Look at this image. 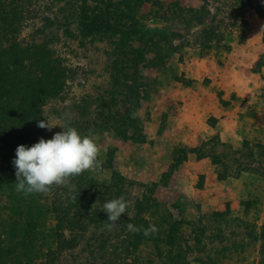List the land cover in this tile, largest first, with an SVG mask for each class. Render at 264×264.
Listing matches in <instances>:
<instances>
[{
    "label": "rangeland",
    "instance_id": "1",
    "mask_svg": "<svg viewBox=\"0 0 264 264\" xmlns=\"http://www.w3.org/2000/svg\"><path fill=\"white\" fill-rule=\"evenodd\" d=\"M123 1L15 0L21 19L11 14L12 40L2 45H45L61 87L37 101L40 119L29 117L26 127L17 120L16 134L0 141V222L6 220L5 231L14 239L21 233L32 236L34 264H49V250L58 246L53 237L58 214L84 226L64 230L66 240L76 239L78 245L55 264H106L113 258L120 263L117 257L127 264L137 259L138 264H264V69L259 71L264 0H146L136 14V29L131 20L119 23L125 15L113 13L121 3L125 11ZM169 8L200 14L186 28L176 19H154ZM95 17L104 22L87 28ZM209 29L219 43L206 52L201 42ZM172 34L174 44L182 41L177 53L166 42ZM161 37L157 51L148 47ZM145 50L150 52L143 61ZM158 51L166 61L155 67ZM120 53L141 68L134 96L123 107L114 102H122L128 87L118 90L112 80ZM146 61L153 67L144 69ZM64 112L71 114V126L97 142L102 165L50 195L25 197L15 190V150L24 139L28 144L29 138L47 140L62 131L37 123ZM133 112L136 118L129 121ZM207 168L212 172L206 174L217 177L214 182L203 174ZM120 196L130 206L106 230L103 204ZM97 212L104 220L96 218ZM31 214L30 225H20ZM129 223L154 224L158 231L148 236L129 232ZM6 238L0 227V261L9 245ZM129 238L141 244L132 243L131 252L122 254Z\"/></svg>",
    "mask_w": 264,
    "mask_h": 264
},
{
    "label": "trees",
    "instance_id": "2",
    "mask_svg": "<svg viewBox=\"0 0 264 264\" xmlns=\"http://www.w3.org/2000/svg\"><path fill=\"white\" fill-rule=\"evenodd\" d=\"M147 2L146 0H125L123 1V6L125 8L124 12H121L120 6L121 4H117L116 7H114V14L116 15H125L124 18H119V23H122L123 20H131L132 24L131 26L136 29L139 26L137 15L139 11L141 10V7L143 6V3ZM15 0H0V141L1 139L6 141V138L10 136H14L16 134V125L17 120L21 121L23 124V127H26V122L28 121L29 117L34 118L36 120L37 118H41V111H38L37 108L40 107L37 101H40L45 99L46 95L49 94V96L56 91L58 92L60 90L59 85V76L60 72L59 69L51 68L52 64V54L46 49V46H31L29 49H23L19 47V43L17 41H14L8 48L4 47L3 40L6 39L7 42L12 40L11 38H8L10 35L9 30L10 27H13V25H10L8 23L11 16H16L18 18V21L21 19V12L18 13V11L14 10L13 4H15ZM112 7V5H111ZM119 8V9H118ZM14 10V11H13ZM203 10V9H202ZM18 13V14H17ZM156 13H159L158 11ZM12 14V15H11ZM162 17L160 15L155 14V18L159 21H165V22H173L175 19L178 20L181 24H183L184 28L189 26V24L192 22V20L198 19L199 17V11L194 10H187V11H178L177 9H171L163 11ZM122 17V16H121ZM104 21L100 20L99 17H95L94 19L90 20V24L85 25L87 28H97L101 26L100 23H103ZM99 25V26H98ZM113 25V24H112ZM126 28V27H124ZM100 29V28H99ZM98 29V30H99ZM134 34V35H133ZM137 33H131V36H136ZM215 34L216 31L209 29L206 31L205 36L203 38L202 49L204 51L209 52L215 48H218V43L215 42ZM174 35H171V39L166 41L169 45H171V48H174L173 53H177L179 50V46H181L182 41L179 42V45H176L173 43ZM133 38V37H132ZM163 38L161 37L158 40L153 39L148 47L153 46V49H156L163 45ZM215 38V39H214ZM175 42V41H174ZM170 48V49H171ZM16 51H19V53H16ZM157 51V49H156ZM11 52H14L15 54L12 55ZM149 50H145L143 54L140 56L142 60L144 61L145 55L149 53ZM159 54L158 56V63L153 64L156 66H159L163 64V61H166L165 56L162 55L161 51L157 52ZM17 54V55H16ZM119 60L114 62V68H115V75H112L113 85L120 90L119 88H127V94L124 93V97L122 102H114L119 103L121 107L125 106L128 102L127 99H131L133 97L134 92L132 91L133 87L136 84H139V72L141 70L140 67H138V62L136 59L129 60L127 56L120 53ZM152 62V61H151ZM151 62H144L143 68L147 69L150 66H152ZM129 67V68H127ZM21 68V72L18 70ZM134 68H138V70H134ZM54 71L58 70V74H54ZM264 69V54L261 56V61L259 62V71ZM128 70H131L130 76H131V82L129 83L128 80ZM31 79V80H30ZM130 79V78H129ZM114 81L116 82L114 84ZM125 84V82H127ZM32 85L29 90L28 83ZM125 86V87H123ZM118 93V92H116ZM59 93L56 94L58 96ZM146 94H148L146 92ZM55 95V94H54ZM221 98V93L219 94ZM23 98V100L20 99ZM138 100V99H137ZM23 101V102H22ZM104 106H107L106 103H103ZM225 104V103H224ZM226 105V104H225ZM118 106V105H115ZM107 107L111 109V104H109ZM36 108V109H35ZM41 110V109H40ZM82 110H87L85 107H82ZM25 118L24 120H22ZM129 121L132 120V117H128ZM30 129L32 127L30 126ZM30 131V130H28ZM36 131V129L34 130ZM40 137H32L27 139L29 142L26 143V139L21 142L22 144L19 145H26V146H32L33 144L37 143L39 141ZM17 145V144H16ZM17 146V147H18ZM2 148V147H0ZM2 151V150H0ZM5 156V155H4ZM5 161V158L2 160L1 164H3ZM34 208V204L28 205L26 211L29 212V214L32 212ZM100 215V212H97L95 214L96 218ZM104 213L100 215V218L98 220H104L105 217ZM107 218V217H106ZM34 219V216L31 214L30 218H24L22 224H25L26 226H29L32 220ZM75 217H65L60 216L58 214L56 218L57 225L55 229L53 230V237L54 240L58 243V246L56 249H50L48 253L49 258V264H55L56 261L63 256V254L67 251H73L77 247V241L76 239L67 241L64 236V230H73V228L84 226L79 222L75 223ZM90 225H97L98 221L94 220L93 218L88 219ZM4 224L0 222V227L3 230V233L8 234V238L5 239L6 244H9L6 249L5 258L3 261H0V264H34L31 255H33L32 248L34 247V241L31 240V235H23L22 233L19 234V238L15 237L13 238V235L11 233H8L5 231L9 227V224L5 225L6 220L3 221ZM74 226V227H73ZM19 231H23L22 226L19 228ZM2 235V234H1ZM140 235H143V233H140ZM139 235V236H140ZM112 239V236H111ZM132 243L134 246L140 245L141 242L139 239H136L132 241V239L129 238V246L123 248L124 253H130L131 252V245ZM11 248V249H10ZM19 252V253H16ZM16 253V254H15ZM114 260L106 264H127L124 263L126 260L122 259L121 257H117L121 262L116 263V258H113ZM138 261V259H137ZM135 261L134 264L140 263L139 261ZM43 264V263H40ZM47 264V263H44ZM133 264V263H131Z\"/></svg>",
    "mask_w": 264,
    "mask_h": 264
},
{
    "label": "clouds",
    "instance_id": "3",
    "mask_svg": "<svg viewBox=\"0 0 264 264\" xmlns=\"http://www.w3.org/2000/svg\"><path fill=\"white\" fill-rule=\"evenodd\" d=\"M136 118V113H132ZM37 126L51 131L59 127L51 139L43 137L32 146L19 145L12 161L15 167V190L25 197L34 194L50 195L53 188L68 187L71 180L87 171L101 167L100 148L90 135H82L71 126V114L64 112L60 116H44ZM77 200V193L72 196ZM130 201L124 196L111 199L103 204L107 220L103 228L111 231L126 213ZM129 232L143 231L145 236L158 231L156 226L148 228L127 224Z\"/></svg>",
    "mask_w": 264,
    "mask_h": 264
},
{
    "label": "crops",
    "instance_id": "4",
    "mask_svg": "<svg viewBox=\"0 0 264 264\" xmlns=\"http://www.w3.org/2000/svg\"><path fill=\"white\" fill-rule=\"evenodd\" d=\"M210 169H211V168H207L208 171H206V172L203 173V174H206L207 172H209V173L212 172ZM206 175L208 176V177H207L208 180H210V179L212 180L211 182H214L215 178H217V177H216L215 175H213V174H209V175L206 174Z\"/></svg>",
    "mask_w": 264,
    "mask_h": 264
}]
</instances>
